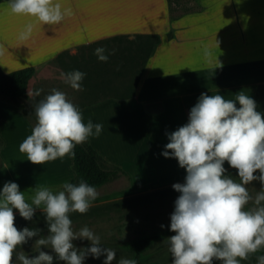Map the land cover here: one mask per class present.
<instances>
[{
    "label": "clouds",
    "instance_id": "obj_1",
    "mask_svg": "<svg viewBox=\"0 0 264 264\" xmlns=\"http://www.w3.org/2000/svg\"><path fill=\"white\" fill-rule=\"evenodd\" d=\"M5 10L29 17L18 32L21 40L31 35L35 23L56 24L72 15L64 0H5ZM93 54L100 61L108 60L102 45L95 47ZM209 55L205 49L204 56ZM60 76L72 89H82L85 73L81 70H61ZM40 92L36 88L31 94L37 97ZM32 112L35 122L18 150L33 163L73 156L76 144L102 130L100 122L91 118L85 122L79 107L57 88L37 99ZM166 136L161 155L175 158L185 171L183 182L171 185L179 194L169 214L168 228L174 231L167 237L173 257L170 264H212L213 257L220 264H242L249 253L264 247V119L256 101L242 90L234 98L201 92L188 111L187 121ZM225 160L236 169L239 179L226 174ZM255 170H259L258 175ZM253 180L261 184L254 195L245 186ZM32 189L26 199L14 180L0 187V264H52L53 255L41 250V245L52 249L56 259L65 264H82L89 254L93 258L103 255V264L114 258L115 264H136L131 257L117 258L116 250L102 245L100 236L88 225L74 229L69 213L88 210L98 195L94 185L81 178L77 183L63 181L56 191L44 185ZM13 208L25 220L39 208L47 234L39 235V227L18 229L13 224ZM34 236V252L38 254L27 257L23 250H17L12 260L13 250ZM75 238L90 243L77 248L72 243ZM256 264H264V252L256 256Z\"/></svg>",
    "mask_w": 264,
    "mask_h": 264
},
{
    "label": "crops",
    "instance_id": "obj_2",
    "mask_svg": "<svg viewBox=\"0 0 264 264\" xmlns=\"http://www.w3.org/2000/svg\"><path fill=\"white\" fill-rule=\"evenodd\" d=\"M64 3L72 8L71 16L51 25L35 23L31 35L21 40L18 32L29 17L6 11L5 1L0 2L3 71L31 66L35 68L33 77L39 74V68L77 47L116 36L161 37L146 60L131 98H108L79 108L85 122L91 118L107 125V132L118 134V131L117 137L125 139L122 148L111 141L104 143L106 148L120 154L132 150L122 158L104 154L102 157L109 163L128 167L145 162L160 177L172 169L176 180L183 179L184 168L178 166L175 158L162 156L161 151L167 143L166 133L187 121L188 111L199 94L218 92L225 98H234L242 90L254 99L256 87L264 84V0H206L196 12L173 19L167 0H64ZM205 49L210 53L208 57L204 56ZM29 82L22 98L33 105L42 95L33 97ZM154 103L159 107L148 111L147 106ZM123 118L130 124H125ZM34 122L35 118L24 113L12 99L0 103V135L7 131L4 138L14 134L21 141L30 134ZM144 129L149 130L145 136L149 141L144 138ZM97 136L101 138V132ZM138 137L140 142L135 140ZM85 141L99 151L91 138ZM70 162L67 154L42 164L23 158L17 166L12 163L7 166V176H0V186L14 180L26 199L35 185L59 190L63 181L70 182L74 177ZM225 163L228 164L226 160ZM32 173L38 176L25 179V175ZM17 213L13 208V214Z\"/></svg>",
    "mask_w": 264,
    "mask_h": 264
},
{
    "label": "rangeland",
    "instance_id": "obj_3",
    "mask_svg": "<svg viewBox=\"0 0 264 264\" xmlns=\"http://www.w3.org/2000/svg\"><path fill=\"white\" fill-rule=\"evenodd\" d=\"M205 1L206 0H201V2L200 0H170V16L174 18L185 14H192L196 12V10L199 9L200 4ZM0 38L2 39L1 35ZM129 40L135 41L136 39L133 37L110 38L87 46L77 47L71 51H66L54 58V61L49 62L44 65L43 68L38 69L39 74L32 77L29 82V89L32 91L36 88L41 89L40 94L43 97L52 88H57L64 91L67 98L79 108L105 100L106 98L115 99L117 97H123L127 94L129 86L130 88L132 87L137 69L136 62L138 55L136 49L130 51V49L127 48L125 49V51L128 52L127 57L122 58L120 56L121 52H123L124 46H129L128 44H125V42ZM142 40L143 39H137L135 44ZM99 45H102L105 48V51L108 54V60L100 61L93 54V49ZM72 69H79L85 73V76L81 81L83 85L82 89H72L60 76L61 70L69 71ZM40 80L42 84L40 83ZM262 91L263 93L260 95L261 102L257 104V110L261 111L262 119H264V88ZM6 100H8L6 96H0V103ZM12 102H14L17 107L22 109L26 114L28 113L24 110L21 103L23 102L33 106L31 102L26 100V98H22L21 100L12 99ZM148 106V111L155 110L159 107L155 103L149 104ZM18 120L21 121V119ZM122 120L125 124L129 123L124 118ZM101 121L105 123L103 118ZM134 124H136V122H134L133 125ZM148 131V129H144V138L149 141V138L145 137L148 134ZM6 132L7 131H3L4 136ZM116 133L118 134L109 133V131L107 132V125H103L101 138L98 136H89V138H91L92 144H96L100 152L97 151L101 156L106 154L110 156V158H122L123 155L128 154L132 150L129 149V152L120 154L113 152L104 146V143L107 144L106 142L111 141L119 148H122L121 143L125 142V139L117 137L120 132L117 131ZM4 136L0 135L1 177L7 176V166L11 167V163L15 167L23 158H27L23 152L18 150L20 141L17 135L13 134L10 137H5L6 140ZM93 138L97 139L95 140ZM130 139L133 140L134 137H130ZM135 140L140 142L141 137H138ZM114 146H111L110 148L113 149L115 148ZM102 151L104 153H102ZM110 164L115 165L113 163ZM135 165L136 166L133 165L128 167L125 165L124 167L119 166L126 172V175H120L115 180L97 188L98 195L90 202V206L86 212L79 213L73 211L69 213V216L73 221L74 229L85 224L88 225L100 236L102 245L116 250L117 258L121 255L127 257V254L121 252L119 247L124 239L128 240V238H132L140 233L153 232L168 228L169 214L173 210V201L179 194L172 189L171 185L174 182H183V179L176 180L177 175H175L172 169L167 173L162 174L163 177H160V174H156L155 169H152V167L145 162ZM223 165L226 169V174L239 179L236 177V169L234 167H230L226 163ZM71 169L72 167L70 166V170ZM254 174L258 175L259 170H255ZM37 176L38 173H32L25 175V179ZM165 177H170L171 180H161V178ZM8 179L11 180L9 174ZM1 182L2 181H0V183ZM245 186L248 187L249 193L254 195L255 191L260 190L261 184L259 180H253L249 181ZM250 204L251 201H249V205ZM13 217V224L18 229L24 226L39 227L41 229L39 235L47 234L46 221L44 214L40 209H35L32 218L29 220H25L19 215V213L13 214ZM128 217L130 221L135 223L132 225L133 232L130 235L116 233L115 228L118 227V225H121L124 219ZM161 224L164 225L163 228L160 227ZM173 234L174 231H169L151 244L146 251L147 255L153 258H157L160 255H163V257L166 258H171L172 256L170 255L167 246V237ZM36 238V236L28 238L26 242L18 246V249H14L11 259H16L15 252L17 250H23L27 257L38 254L34 252L36 246L33 245ZM72 243L79 248L81 246H88L90 242L87 239L75 238ZM40 249L53 255L52 264H65L64 261L56 259V254L52 249L45 248L43 245L40 246ZM172 259L162 262L161 264H170ZM82 264H103V255L93 258L89 254L84 258ZM109 264H115V258L113 261H110ZM214 264H220V260L216 259ZM242 264H256V258L249 253L247 259L242 260Z\"/></svg>",
    "mask_w": 264,
    "mask_h": 264
},
{
    "label": "trees",
    "instance_id": "obj_4",
    "mask_svg": "<svg viewBox=\"0 0 264 264\" xmlns=\"http://www.w3.org/2000/svg\"><path fill=\"white\" fill-rule=\"evenodd\" d=\"M5 0H0L3 2ZM168 1V6L170 0ZM173 19V18H172ZM168 37L171 36V32L168 33ZM127 36H116L114 38H121ZM136 39H143L141 42L135 41H126L125 44L129 46H124L123 52L120 56L126 58L128 52L125 49H136L138 59L136 62V77L133 81V85L127 91V94L123 97H117V100L129 99L134 95L135 87L139 78V75L146 63L147 58L150 56L153 48L160 42L161 37L158 35H135L133 37ZM152 39V40H151ZM135 44V45H134ZM133 45V46H131ZM35 71L34 67H24L16 69L13 71L5 72L0 67V96H6L13 100H21L25 94L26 87L32 75ZM264 85H258L256 87V93L254 100L256 104L261 102V94L263 93L262 89ZM107 99V98H106ZM24 110L34 116L32 112V106L26 103H21ZM74 155L70 156L72 162V169L74 172V177L70 182L77 183L81 178L86 180L88 183L94 185L97 188L102 187L103 185L115 180L120 175H126V172L122 170L118 165H112L108 163L88 142H81L76 144L73 149ZM147 197V196H144ZM129 220V217L124 219L121 225L115 228L116 233L130 235L133 232V227L135 223ZM169 228L156 230L153 232H144L140 233L128 240L124 239L119 245L121 252H125L127 257L134 258L136 264H161L162 262L168 261L171 258L163 257V255L158 256L157 258L150 257L147 255L146 251L151 244L156 240L161 238L164 234L168 233ZM264 252V247L257 249L255 252L250 253L253 257L260 253ZM216 262V258H212V264Z\"/></svg>",
    "mask_w": 264,
    "mask_h": 264
}]
</instances>
